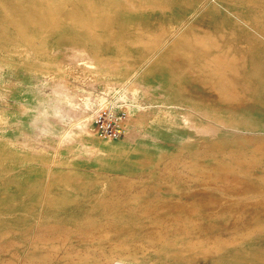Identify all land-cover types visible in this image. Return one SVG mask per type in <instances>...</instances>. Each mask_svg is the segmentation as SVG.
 I'll list each match as a JSON object with an SVG mask.
<instances>
[{"label": "rangeland", "instance_id": "374dc122", "mask_svg": "<svg viewBox=\"0 0 264 264\" xmlns=\"http://www.w3.org/2000/svg\"><path fill=\"white\" fill-rule=\"evenodd\" d=\"M147 3L133 31L113 0H0V264H264V0Z\"/></svg>", "mask_w": 264, "mask_h": 264}, {"label": "bare ground", "instance_id": "6f19581e", "mask_svg": "<svg viewBox=\"0 0 264 264\" xmlns=\"http://www.w3.org/2000/svg\"><path fill=\"white\" fill-rule=\"evenodd\" d=\"M151 40H152V39H151ZM174 40H175V39H174ZM152 41H153V40H152ZM155 41H157V40H155ZM158 41H159V40H158ZM219 46H220V45H219ZM219 46H218V47H219ZM69 47H70L71 50H72L73 57L75 56V57H78V58L80 57V58L84 59L86 62H88V64H87L88 66H89V65L94 66L93 64H96L94 57H93V56H92V55H91V54H90V53H89L84 47H81V46H74V45H70ZM220 56H221V55H220ZM220 56H219V57H220ZM223 56H224V55H223ZM78 58H77L76 60H78ZM82 59H81V60H82ZM226 59H227V58H226ZM226 59H225V60H226ZM79 60H80V59H79ZM218 60H219V58H218ZM223 60H224V58H223ZM233 60H234V59H233ZM233 60L231 59L230 61H233ZM176 61H177V60H176ZM221 61H222V60H221ZM221 61H220V62H221ZM86 62H85V63H86ZM220 62H219V63H220ZM89 63H91V64H89ZM230 63H231V62H230ZM224 65H225V64H224ZM220 66H221V65H220ZM89 67H90V66H89ZM180 69H181V67H180ZM222 75H223V74H222ZM215 76H216V75H215ZM224 76H225V75H224ZM221 79H223V78H221ZM199 81H200V80H199ZM227 81H228V80H227ZM136 84H137V83H133L132 85H130V86H131V90H133L132 92H133V94H134V97H136L135 95H137V93L139 92V87L136 86ZM125 85H126V84H125ZM116 87H117V86H116ZM214 87H215V86H214ZM173 88H174V87H173ZM118 91H119V90H118ZM56 92H57V94L59 95V102H58V105H60V106L62 107V106H63V103H62V102H67V104H68L69 107H70L68 112L66 111V108H65V111L60 110L61 108L59 109V112H57V116H58L59 119L61 120L60 122H63L65 114H68V115L70 116V118L72 119V121H73V120H76V119L79 117V113H78V112L83 113V111L88 110V109H87V108H89L88 103L83 104V105H80V102H77V101L74 100V95L70 94L66 89H57ZM126 92H127V91H126ZM132 92H131V93H132ZM223 92H224V91H223ZM79 94H80V93H79ZM92 95H93V94H92ZM132 96H133V95H132ZM84 97H85V96H84ZM84 97H83V98H84ZM87 97H88V96H87ZM134 97H133V98H134ZM134 99H135V98H134ZM87 100H90L93 104H94V102H95V101L93 102V98H92V96H91V97L89 96V97L87 98ZM237 100H238V99H237ZM79 101H80V100H79ZM83 101H85V100H83ZM98 101H99V100H98ZM98 101H97V102H98ZM240 103H242V102H240ZM102 105H103V104H102ZM239 105H240V104H239ZM162 106H163V105H162ZM240 106H241V105H240ZM100 109H101V107H100ZM78 110H79V111H78ZM64 112H65V114H64ZM42 113H43V112H42ZM204 113H205V112H204ZM208 113H209V112H208ZM83 115H84V113H83ZM89 118H90V117H89ZM89 118H88V119L86 118V120H82V121H80V122L78 121V122H77V125H76V124H75V125H76L77 127L79 126L81 129H85V130H87V129H89V125H88V123H90V122H89V121H90ZM92 118H93V117H92ZM219 120H220V119H219ZM76 121H77V120H76ZM65 122H66V121H65ZM73 122H75V121H73ZM226 125H227V124H226ZM88 131H89V130H88ZM90 133H91V132H90ZM135 137H136V136H135ZM63 138H64V137H63ZM250 139H251V138H250ZM203 143H204V142H203ZM227 155H228V154H227ZM231 156H232V155H231ZM182 162H183V161H182ZM189 162H190V161H189ZM253 163H254V162H253ZM172 164H173V163H172ZM182 164H183V163H182ZM191 164H192V163H191ZM191 164H190V165H191ZM170 165H171V164H170ZM190 165H189V166H190ZM250 166H251V165H250ZM250 166H249V167H250ZM169 167H170V166H169ZM228 167H229V166H228ZM178 168H179V167H178ZM215 168H216V167H215ZM169 169H172V167L169 168ZM251 169H252V168H251ZM224 170H225V169H224ZM228 170H229V169H228ZM173 171H174V169L172 170V173H173ZM237 171H238V169H237ZM221 172H222V171H221ZM169 173H170V172H169ZM174 173H175V172H174ZM190 174H191V173H190ZM199 174H201V173H199ZM203 174H204V173H203ZM177 175H178V174H177ZM195 175H197V174H195ZM201 175H202V174H201ZM204 175H205V174H204ZM204 175H203V176H204ZM254 175H255V174H254ZM186 176H187V175H186ZM224 176H225V175H224ZM224 176H223V177H224ZM227 176H228V175H227ZM237 176L240 177L239 175H237ZM211 177H212V176H211ZM230 177H231V176H230ZM232 177H233V176H232ZM235 177H236V176H235ZM197 178H198V177H197ZM203 178H204V177H203ZM203 178H202V179H203ZM208 178H209V177L207 176V178H205V179H208ZM218 178H219V177H218ZM221 178H222V177H221ZM190 179H191V178H190ZM199 179H200V178H199ZM199 179H198V180H199ZM240 179H241V178H240ZM208 180H209V179H208ZM214 180H216V179H214ZM230 180H231V179H230ZM233 180H234V179H233ZM260 180H261V179H260ZM131 181H132V180H131ZM203 181H204V180H203ZM262 181H263V179H262ZM191 182H192V181H191ZM194 182H195V181H194ZM194 182H193V183H194ZM211 182H212V181H211ZM234 182H237V181H234ZM245 182H246V181H245ZM187 183H188V182H187ZM195 183L197 184L198 181H196ZM205 183H206V182H205ZM174 184H175V183H174ZM199 184H200V183H199ZM201 184H202V183H201ZM215 184H217V183H215ZM231 184H232V183H231ZM249 184H250V183H249ZM202 185H203V184H202ZM219 185H221V184H219ZM222 185H223V184H222ZM229 185H230V183H229ZM252 185H253V184H252ZM152 186H153V185H152ZM152 186H151V187H152ZM223 186H224V185H223ZM232 186H233V185H232ZM138 187H139V186H138ZM148 187H150V186H148ZM203 187H205V186L203 185ZM211 187H212V186H211ZM214 187H215V186H214ZM224 187H225V186H224ZM234 187H235V186H234ZM240 187H241V186H240ZM126 188H127V187H126ZM126 188H125V189H126ZM133 188H134V187H133ZM152 188H153V187H152ZM159 188H162V186L159 187ZM159 188H157V189H159ZM174 188H175V190H176V187H174ZM200 188H201V187H200ZM207 188H208V187H207ZM217 188H218V187H217ZM219 188H220V187H219ZM230 188H231V187H230ZM238 188H239V187H238ZM135 189H136V188H135ZM135 189H134V190H135ZM162 189H163V188H162ZM194 189H195V188H194ZM205 189H206V188H205ZM208 189H209V188H208ZM208 189H207V190H208ZM235 189H237V188H235ZM235 189H234V190H235ZM120 190H122V189H120ZM168 190H171V189H168ZM177 190H178V189H177ZM187 190H188V188H187ZM197 190H199V189H197ZM200 190H201V189H200ZM214 190H216V189H214ZM217 190H218V189H217ZM220 190H221V189H220ZM237 190H238V189H237ZM243 190H244L245 192H247V194H249V193L259 192V191L263 190V188H261L260 186H250V185L248 186V185H247V187H244ZM243 190H242V191H243ZM129 191H130V190H129ZM135 191H136V190H135ZM147 191H148V190H147ZM178 191H180V190H178ZM178 191H177V192H178ZM189 191H190V190H189ZM189 191H188V192H189ZM171 192H173V191H171ZM206 192H207V191H206ZM208 192H210V189L208 190ZM222 192H224V191H222ZM235 192H236V191H235ZM263 192H264V191H263ZM123 193H124V192H123ZM128 193H130V192H128ZM136 193H137V192H136ZM144 193H145V191H144ZM178 193H179V192H178ZM190 193H192V192H190ZM261 193H262V192H261ZM142 194H143V193H142ZM187 194H188V193H187ZM214 194H215V193H214ZM228 194H229V193H228ZM230 194H231V193H230ZM245 194H246V193H245ZM137 195H139V194H137ZM191 195H192V194H191ZM239 195L241 196L240 193H239ZM243 195H244V194H243ZM254 195H255V194H254ZM131 196H132V194H131ZM139 196H140V195H139ZM221 196H222V195H221ZM221 196H220L219 198H221ZM226 196H227V195H226ZM251 196H252V195H251ZM261 196H262V195H261ZM121 197H122V196H121ZM132 197H133V196H132ZM157 197H158V196H157ZM184 197H185V196H184ZM209 197H210V196H209ZM158 198H159V197H158ZM161 198H162V197H161ZM164 198H165V197H164ZM170 198H171V197H170ZM182 198H183V197H182ZM219 198H217V199H219ZM232 198H233V197H232ZM237 198H238V197H237ZM253 198H254V197H253ZM262 198H263V197H261V199H262ZM114 199H115V198H114ZM114 199H113V200H114ZM126 199H127V198H126ZM171 199H172V198H171ZM217 199H216V200H217ZM239 199H240V198H239ZM241 199H242V198H241ZM120 200H121V199H120ZM123 200H124V199H123ZM127 200H128V199H127ZM154 200H155V199H154ZM167 200H169V199H167ZM247 200H248V199H246V201H247ZM251 200H252V199H251ZM258 200H259V199H258ZM114 201H115V200H114ZM116 201H117V200H116ZM155 201H156V200H155ZM179 201H180V200H179ZM181 201H182V199H181ZM229 201H230V200H229ZM231 201H232V200H231ZM243 201H244V200H243ZM252 201H253V200H252ZM254 201H255V200H254ZM124 202H125V200H124ZM156 202H157V201H156ZM158 202H159V201H158ZM169 202H170V201H169ZM219 202H220V201H219ZM256 202H257V201H256ZM154 203H155V202H154ZM164 203H165V202H164ZM186 203H187V202H186ZM195 203H197V202H195ZM195 203H194V204H195ZM198 203H199V202H198ZM200 203L203 204V203H205V202H202V201H201ZM200 203H199V204H200ZM206 203L208 204V202H206ZM206 203H205V205H206ZM228 203H229V202H228ZM110 204H111V203H110ZM114 204H115V202H114ZM114 204H113V205H114ZM179 204H180V203H179ZM226 204H227V203H226ZM230 204H231V202H230ZM232 204H233V206H234V203H232ZM245 204H247V203H245ZM253 204H254V203H253ZM160 205H161V203H160ZM181 205H182V204H181ZM187 205H188V204H187ZM217 205H218V204H217ZM217 205H216V206H217ZM222 205H223V204H222ZM170 206H171V205H170ZM177 206H178V204H177ZM177 206H176V207H177ZM179 206H180V205H179ZM193 206H194V205H193ZM209 206H210V205H209ZM211 206H212V205H211ZM228 206H229V205H228ZM235 206H236V205H235ZM188 207H189V206H188ZM198 207L201 208V206H198ZM212 207H213V206H212ZM222 207H223V206H222ZM242 207H243V206H242ZM247 207L249 208V207H253V206H250V205H249V206H247ZM263 207H264V206H263ZM152 208H153V207H152ZM154 208H155V207H154ZM191 208H192V207H191ZM205 208H206V206H205ZM227 208H229V207H227ZM234 208H235V207H234ZM234 208H233V210H234ZM237 208H238V207H237ZM248 208H247V209H248ZM255 208H256V207H255ZM257 208H258V207H257ZM147 209H148V208H147ZM163 209H164V208H163ZM163 209H162V210H163ZM201 209H202V208H201ZM220 209H221V208H220ZM250 209H251V208H250ZM259 209H260V208H259ZM174 210H175V209H174ZM177 210H178V209H177ZM190 210L192 211V209H190ZM190 210H189V211H190ZM193 210H194V209H193ZM196 210H197V209H196ZM208 210H210V209L208 208ZM216 210H217V209H216ZM216 210H215V211H216ZM235 210H236V208H235ZM238 210H239V209H238ZM238 210H237V211H238ZM152 211H153V209H152ZM155 211H156V210H155ZM158 211H160V210H158ZM164 211H165V210H164ZM168 211H169V210H168ZM178 211H179V210H178ZM189 211H188V212H189ZM191 211H190V213H191ZM194 211H195V210H194ZM237 211H236V212H237ZM245 211H246V210H245ZM247 211H248V210H247ZM254 211H255V209H254ZM148 212H150V211H148ZM211 212L213 213V211H211ZM238 212H239V211H238ZM248 212H249V211H248ZM250 212H251V211H250ZM250 212H249V213H250ZM144 213H145V212H144ZM144 213H143V214H144ZM190 213H189V214H190ZM193 213H195V212H193ZM219 213H220V212H219ZM221 213H222V212H221ZM225 213H226V212H225ZM149 214H150V213H149ZM154 214H156V213H154ZM160 214H161V212H160ZM243 214H244V213H243ZM145 215H146V214H145ZM158 215H159V214H158ZM162 215H163V214H162ZM211 215H212V214H211ZM238 215H239V214H238ZM254 215H255V214H254ZM261 215H263V214H261ZM182 216H183V215H182ZM191 216H192V215H191ZM243 216H244V215H243ZM252 216H253V215H252ZM263 216H264V215H263ZM107 217H108V216H107ZM154 217H155V216H154ZM168 217H169V216H168ZM171 217H172V216H171ZM173 217H174V216H173ZM175 217H176V216H175ZM179 217H180V216H179ZM179 217H178V218H179ZM183 217H184V216H183ZM245 217H246V216H245ZM161 218H162V217H161ZM169 218H170V217H169ZM237 218H238V217H237ZM242 218H244V217H242ZM253 218H254V217H253ZM255 218H256V217H255ZM259 218H260V217H259ZM263 218H264V217H263ZM41 219H42V218H41ZM176 219H177V218H176ZM195 219H196V218H195ZM235 219H236V218H235ZM240 219H241V218H240ZM244 219L247 220V218H244ZM261 219H262V218H261ZM162 220H163V219H162ZM172 220H173V219H172ZM181 220H182V219H181ZM196 220H197V219H196ZM196 220H195V221H196ZM198 220H199V219H198ZM237 221H238V220H237ZM239 221H240V220H239ZM245 222H247V221H245ZM250 222L252 223L251 220H249V222H247V223L250 224ZM255 222H256V221H255ZM107 223H109V222L107 221ZM110 223H111V222H110ZM164 223H165V222H163V225H165ZM166 223H167V222H166ZM199 223H200V222H199ZM199 223H198V224H199ZM114 224H115V223H114ZM172 224L174 225L175 223L173 222ZM196 224H197V223H196ZM198 224H197V225H198ZM203 224H204V223H203ZM205 224H206V223H205ZM205 224H204V225H205ZM240 224H241V222H240ZM244 224H245V223H244ZM253 224H254V223H252V225H253ZM150 225H151V224H150ZM152 226H153V225H152ZM154 226H155V225H154ZM248 226H249V225H247V227H248ZM98 227H99V229H100V226H98ZM102 227H103V226H102ZM105 227H106V226H105ZM107 227H108V226H107ZM111 227H112V226H111ZM177 227H178V226H177ZM177 227H176V228H177ZM211 227H212V226H211ZM211 227H209V228H211ZM234 227H235V226H234ZM249 227H250V226H249ZM113 228H114V227H113ZM169 228H170V227H169ZM176 228H175V229H176ZM241 228H242V227H241ZM245 228H246V227H245ZM252 228H253V227H252ZM106 229H107V228H106ZM170 229H171V228H170ZM170 229H169V230H170ZM175 229H174V230H175ZM178 229H179V228H178ZM243 229H244V227H243ZM91 230H92V229H91ZM101 230H102V229H101ZM110 230H111V229H110ZM144 230H145V229H144ZM154 230H155V229H154ZM171 230H172V229H171ZM181 230H183V229H181ZM181 230H180V231H181ZM209 230H210V229H209ZM230 230H231V228H230ZM235 230H236V229H235ZM237 230H238V229H237ZM244 230H245V229H244ZM249 230H250V229H249ZM253 230H254V229H253ZM104 231H105V230H104ZM108 231H109V229H108ZM191 231H192V234H193V230H191ZM203 231H204V230H203ZM205 231H206V229H205ZM215 231H216V230H215ZM215 231H214V232H215ZM239 231H240V230H239ZM90 232H91V231H90ZM97 232H98V231H97ZM101 232H102V231H101ZM115 232H116V231H115ZM117 232H118V231H117ZM174 232L176 233L177 231L175 230ZM174 232H173V233H174ZM198 232H199V231H198ZM200 232H201V231H200ZM212 232H213V231H212ZM212 232H211V233H212ZM232 232H235V231L233 230ZM241 232H242V231H241ZM85 233L87 234V232H85ZM102 233H103V232H102ZM102 233H101V234H102ZM111 233H112V232H111ZM169 233H171V232H169ZM175 233H174V234H175ZM182 233H183V231H182ZM209 233H210V232H209ZM235 233H236V232H235ZM89 234H90V233H89ZM124 234H125V233H124ZM156 234H157V233H156ZM174 234H173V235H174ZM176 234H177V233H176ZM184 234H186V233H184ZM201 234L203 235V233H201ZM218 234H219V233H218ZM90 235H91V234H90ZM92 235H96V234H93V233H92ZM105 235H107V233H106ZM126 235H127V234H126ZM147 235H148V234H147ZM158 235H162V234H161L160 232H158ZM158 235H157V237H158ZM166 235H167V234H166ZM173 235H172V236H173ZM194 235H196V234H194ZM83 236H85V235H83ZM99 236H100V235H99ZM119 236H120V235H118V237H119ZM179 236H180V233H179ZM181 236H182V235H181ZM183 236H184V235H183ZM196 236L198 237V235H196ZM203 236H204V235H203ZM93 237H94V236H93ZM97 237H98V236H97ZM116 237H117V236H116ZM121 237H122V236H121ZM132 237H133V236H132ZM145 237H146V236H145ZM155 237H156V236H155ZM170 237H171V236H170ZM204 237H205V236H204ZM207 237H208V236H207ZM224 237H226V236H224ZM229 237H230V236H229ZM39 238H40V237H39ZM51 238H52V237H51ZM87 238H88V237H87ZM102 238H103V237H102ZM105 238H106V237H105ZM108 238H109V237H108ZM110 238H111V237H110ZM135 238H137V237H135ZM147 238H149V237H147ZM227 238H228V237H227ZM227 238H226V239H227ZM42 239H43V238H42ZM47 239H49V238H47ZM53 239H54V238H53ZM65 239H66V238H65ZM99 239H100V238H99ZM106 239H107V238H106ZM118 239H119V238H118ZM118 239H117V240H118ZM149 239H150V238H149ZM166 239H167V237H166ZM168 239H169V238H168ZM195 239H196V238H195ZM198 239H199V237H198ZM60 240H61V239H60ZM87 240H88V239H87ZM96 240H97V239H96ZM101 240H102V239H101ZM135 240H137V239H135ZM158 240H159V239H158ZM162 240H163V239H162ZM164 240H165V239H164ZM228 240H229V239H228ZM35 241H36V240H35ZM85 241H86V239H85ZM85 241H84V242H85ZM90 241H91V240H90ZM121 241H122V240H121ZM121 241H120V242H121ZM160 241H161V240H160ZM45 242H46V241H45ZM56 242H57V241H56ZM88 242H89V241H88ZM111 242H112V241H111ZM136 242H137V241H136ZM142 242H143V241H142ZM192 242H193V241H192ZM199 242H200V239H199ZM108 243H109V241H108ZM122 243H123V242H122ZM145 243H146V242H145ZM148 243H149V242H148ZM156 243H158V242L156 241ZM156 243H155V244H156ZM159 243H160V242H159ZM208 243H209V242H208ZM113 244H114V243H113ZM137 244H138V243H137ZM153 244H154V243H153ZM66 245H67V244H66ZM109 245H110V244H109ZM120 245H121V244H120ZM122 245H123V244H122ZM140 245H141V243L139 244V246H140ZM148 245H149V244H148ZM151 245H152V244H151ZM157 245H158V244H157ZM105 246H106V245H105ZM113 246H114V245H113ZM116 246H118V245H116ZM116 246H114V248H115ZM135 246H136V245H135ZM154 246H155V245H153V247H154ZM98 247H99V246H98ZM111 247H112V246H111ZM111 247H110V248H111ZM119 247H121V246H119ZM133 247H134V246H132V248H133ZM143 247H144V245H143ZM157 247H158V246H157ZM8 248H9V247H8ZM66 248H67V247H66ZM66 248H65V249H66ZM121 248H122V247H121ZM123 248H124V247H123ZM125 248H126V247H125ZM132 248H131V249H132ZM207 248H208V247H207ZM213 248H214V247H213ZM111 249H112V248H111ZM111 249H110V250H111ZM117 249H118V248H117ZM137 249H139V248H137ZM143 249H144V248H143ZM208 249H209V248H208ZM208 249H207V250H208ZM34 250H35V249H34ZM63 250H64V249H63ZM99 250H100V249H99ZM119 250H120V249H119ZM135 250H136V249H135ZM135 250H134V251H135ZM140 250H141V247H140ZM7 251H8V250H7ZM57 251H58V250H57ZM57 251H55V252L57 253ZM68 251H70V250H68ZM71 251H72V250H71ZM84 251H85V249H84ZM102 251H103V249H102ZM120 251H122V249H121ZM129 251H130V250H129ZM131 251H132V250H131ZM134 251H132V252H134ZM58 252H59V251H58ZM86 252H87V251H86ZM112 252H114V251L112 250ZM123 252H124V251H123ZM193 252H194V251H193ZM74 253H75V252H74ZM81 253H82V252H81ZM81 253H80V254H81ZM92 253H93V252H92ZM92 253H91V254H92ZM128 253H129V252H128ZM63 254H64V253H63ZM75 254H76V253H75ZM77 254H78V253H77ZM83 254L85 255L86 253H83ZM87 254H88V253H87ZM91 254H89V255H91ZM116 254H117V253H116ZM121 254H122V253H121ZM133 254H134V253H133ZM133 254L131 253L132 256H134ZM137 254H138V253H137ZM210 254H211V253H210ZM58 255H59V254H58ZM103 255H104V253H103ZM119 255H120V254H119ZM127 255H130V253L127 254ZM138 255H139V254H138ZM62 256H63V255H62ZM76 256H77V255H76ZM79 256H80V255H79ZM86 256H87V255H86ZM97 256H98V255H97ZM136 256H137V255H136ZM192 256H193V255H192ZM212 256H213V255H212ZM63 257H65V255H64ZM91 257H92V255H91ZM106 257H107V255H106ZM106 257H105V258H106ZM113 257H114V256H113ZM57 258H59V257H57ZM70 258H71V257H70ZM74 258H75V256H74ZM78 258H79V257H78ZM93 258H94V257H93ZM95 258L100 259V257H99V258H98V257H95ZM101 258H103V257L101 256ZM105 258H104V259H105ZM119 258H122V257L119 256ZM125 258H126V257H125ZM53 259H54V258H53ZM83 259H85V258H83ZM83 259H81V260H83ZM111 259H112V258H111ZM58 260H59V259H58ZM72 260H73V259H72ZM74 260H75V259H74ZM74 260H73V261H74ZM112 260H114V258H113ZM133 260H135V259H133ZM133 260H132V261H133ZM94 261H95V260H94ZM114 261H115V260H114ZM136 261H137V260H136ZM138 261H139V260H138ZM95 262H96V261H95ZM98 263H99V262H98ZM98 263H97V264H98ZM112 263H113V262H112ZM104 264H105V263H104ZM108 264H109V263H108Z\"/></svg>", "mask_w": 264, "mask_h": 264}, {"label": "crops", "instance_id": "0c3cea01", "mask_svg": "<svg viewBox=\"0 0 264 264\" xmlns=\"http://www.w3.org/2000/svg\"><path fill=\"white\" fill-rule=\"evenodd\" d=\"M147 1L148 0H113L116 19L119 20L123 18L124 25L129 24L132 27L131 29L133 31L134 29H139L138 26H134L133 23H135V21L137 22L138 19H141V17L143 16V13L147 11V6H148ZM153 17H155V15L151 12V16L149 18H153ZM133 36H136V35L133 34ZM137 36H140V35H137ZM86 50L90 54L92 53L91 50L89 49H86ZM103 63L108 64L110 67L109 69L116 70V73L120 72V67H123V64L120 62L119 59L105 60L103 61ZM128 68H127V71L129 70ZM115 264H131V263H129L128 261H123V262L119 261Z\"/></svg>", "mask_w": 264, "mask_h": 264}, {"label": "built area", "instance_id": "2783aa9c", "mask_svg": "<svg viewBox=\"0 0 264 264\" xmlns=\"http://www.w3.org/2000/svg\"><path fill=\"white\" fill-rule=\"evenodd\" d=\"M121 117L108 111L107 108H101L100 112L95 116L94 122L102 131H110L112 135H119L122 132L120 124Z\"/></svg>", "mask_w": 264, "mask_h": 264}]
</instances>
